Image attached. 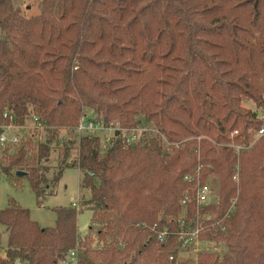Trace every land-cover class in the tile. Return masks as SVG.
<instances>
[{"label": "trees", "instance_id": "16d2710c", "mask_svg": "<svg viewBox=\"0 0 264 264\" xmlns=\"http://www.w3.org/2000/svg\"><path fill=\"white\" fill-rule=\"evenodd\" d=\"M38 7L25 17L0 0V133L5 112L17 125L32 114L45 139L34 131L12 151L0 146V178L28 177L39 201L64 168H77L92 218L81 238L76 206L55 208L54 226L41 227L11 203L0 212L7 233L0 264H177L184 228L226 249L200 252L195 264H264V136L251 144L263 123L242 105L264 102V0H41ZM84 108L107 126L157 133L143 132L132 146L116 132L102 149L98 134L75 130ZM59 145L50 182L46 163ZM198 166L201 184L218 178L214 203L196 204L195 182L183 179ZM185 195L189 223L179 232Z\"/></svg>", "mask_w": 264, "mask_h": 264}, {"label": "rangeland", "instance_id": "374dc122", "mask_svg": "<svg viewBox=\"0 0 264 264\" xmlns=\"http://www.w3.org/2000/svg\"><path fill=\"white\" fill-rule=\"evenodd\" d=\"M41 0H12V4L14 8H19L21 10V14L25 17H32L39 13V2ZM242 105L251 109L252 111L260 113H264V102L262 105L258 106L255 102L251 100L243 101ZM86 111V115H95L94 112L90 111L88 108H84V112ZM138 117L141 116L139 113ZM34 117V116H33ZM28 119L19 129V132L29 131L27 126H31L33 124L32 114H29ZM8 123V122H7ZM5 123V124H7ZM4 124V125H5ZM15 124V123H14ZM19 126V125H15ZM27 128H25V127ZM22 130V131H21ZM13 132H15L13 130ZM252 131V135H253ZM99 135H102L99 134ZM25 136V133L21 135ZM258 138L254 135L252 136L251 144H253ZM44 141V138H43ZM16 144V143H15ZM15 144H9L10 150L16 148ZM239 146V145H236ZM61 146L55 147L47 161L46 165L49 170L47 172V177L51 182L54 174L57 172L58 163L61 159ZM238 151V149H236ZM76 156L75 151H72L71 159ZM70 159V160H71ZM82 178V173L79 172L77 168L67 167L62 171L56 185L54 188H47L50 194H47L43 198L36 200L35 193L33 192L29 178L26 176L17 178L16 176L8 179L5 176L0 178V212L4 208L8 207L11 203H16L20 207L26 209L29 213V217L31 220L35 221L41 227H53L55 224L56 213L55 208L69 206L71 204H76V209L80 211L77 214V227L79 230V236L82 238L88 233V227L91 223L92 211L88 209L90 206L82 205V201L87 200L89 198V192L86 189H81L79 186L80 179ZM206 183L210 186L213 191V196L211 198L210 203H214L217 200V192H218V178L216 176H209L206 179ZM51 186V183H50ZM198 216H201L197 213ZM186 212L185 206H181V212L178 216L180 220L184 221V224L188 225L189 222L185 219ZM201 217H204L201 216ZM210 217V216H209ZM205 219H207L205 217ZM180 224V221H179ZM100 224H95L93 228V237H95L96 230L100 227ZM181 225H178L179 232H181ZM184 228L181 235H186V232H192L196 230V228ZM166 230V229H164ZM163 230V231H164ZM185 233V234H183ZM199 232H197L196 236L191 237L188 236V239L178 253V257L176 259L177 264L180 261H185L186 264H195L197 262V255L200 252H209V251H217L218 253H223L226 249L225 246L221 243H216L213 241L202 240L198 237ZM160 240V239H159ZM100 244L97 241H94L93 246H99ZM7 247V233L5 228L0 224V257H4V249ZM14 264H21L19 261H15ZM167 264H170L167 262Z\"/></svg>", "mask_w": 264, "mask_h": 264}, {"label": "built area", "instance_id": "2783aa9c", "mask_svg": "<svg viewBox=\"0 0 264 264\" xmlns=\"http://www.w3.org/2000/svg\"><path fill=\"white\" fill-rule=\"evenodd\" d=\"M3 116L7 117L9 122L5 125L4 124L1 125L2 131L0 133V146L19 143L21 139L20 135L23 133V132H19V129L22 127V125L15 126L16 124L13 123V118L10 114H8V112H5ZM259 118L262 120L263 124L258 130L253 132V135L256 138L264 136V113H260ZM32 120H33V124L31 126H27L29 131H24V133L25 134L29 132L33 133L34 131H37L38 141L43 142L44 133L42 130H44V127L40 124V122L37 120L36 117H33ZM13 130L15 132H13ZM75 130L79 134L83 132H93L99 135L102 133V135H99L101 137L102 149H108L112 145L116 136V132H118L123 143L126 145H132V144L135 145L137 142L141 141L143 132L157 133V130L155 128H148L145 125L126 128V127H120L118 123H110V125L107 126L104 124V121L100 118H97L96 115L93 117H88L86 114H82V116L79 118L78 123L75 126ZM235 132L236 131L232 132V134ZM234 147L235 149L240 148V146H234ZM199 175H200V167L198 166L193 170L192 174L185 175L183 179L187 182H195L196 204H208L211 202L213 191L206 182L203 184L200 183ZM187 201L188 199L187 196L185 195L180 200V203L182 206H185ZM183 226H184V221L182 220L181 227ZM166 232H167L166 230L159 232L158 238L162 240L166 235ZM197 232H198L197 230H193L192 232H189L188 235H190L191 238L196 236ZM186 240L184 241V243L186 242ZM70 258L73 263V258H74L73 251L70 252Z\"/></svg>", "mask_w": 264, "mask_h": 264}, {"label": "water", "instance_id": "95a60500", "mask_svg": "<svg viewBox=\"0 0 264 264\" xmlns=\"http://www.w3.org/2000/svg\"><path fill=\"white\" fill-rule=\"evenodd\" d=\"M132 146H134V144H132ZM24 172H22V171H17L16 172V175H18V174H23Z\"/></svg>", "mask_w": 264, "mask_h": 264}, {"label": "crops", "instance_id": "0c3cea01", "mask_svg": "<svg viewBox=\"0 0 264 264\" xmlns=\"http://www.w3.org/2000/svg\"><path fill=\"white\" fill-rule=\"evenodd\" d=\"M71 205H76V204H71ZM78 232H79V230H78Z\"/></svg>", "mask_w": 264, "mask_h": 264}]
</instances>
